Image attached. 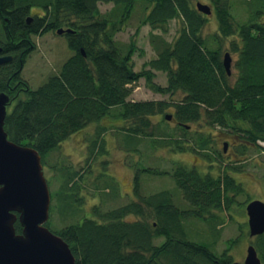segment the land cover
Instances as JSON below:
<instances>
[{"label":"trees","instance_id":"1","mask_svg":"<svg viewBox=\"0 0 264 264\" xmlns=\"http://www.w3.org/2000/svg\"><path fill=\"white\" fill-rule=\"evenodd\" d=\"M99 3H112V7L102 13ZM207 4L218 26L209 36L201 34L207 15L197 10L193 0H0V55H12L11 61L0 65V93L10 99L4 121L8 139L36 149L43 171L49 166L47 155L70 135L92 123H97L96 135H104L113 127L101 125L109 117L127 122L123 146L126 140L136 145L138 135L145 134L174 151L204 152L210 138L187 127L203 119L208 125L220 127L243 123L246 127L239 126L242 138L238 152L244 157L260 147L258 140L264 141V0H207ZM33 7L41 8L43 14H32ZM138 8L144 11L138 22L150 27V43L156 51L140 71L133 68L136 42L115 39ZM173 19L179 21V27L168 41L163 34ZM62 26L73 30L64 34L73 54L57 73L33 89L21 75L34 46L31 38ZM226 40L230 51L236 53L235 73L230 75L222 63ZM156 71L166 74V85L153 81ZM140 78L155 92L182 94L170 102L181 139L159 125H151L150 116L162 112L166 102L128 100L131 86ZM22 93L26 97L20 98ZM98 136L89 145L93 160L105 152L104 140ZM202 155L208 156L205 152ZM53 164L50 166L58 185L50 190L52 202L56 201L63 217H75L77 203L82 200L77 192L86 185L84 175L60 159ZM142 170L163 173L150 167ZM138 172L136 200L106 210L95 204L91 215L59 229L47 222V227L69 245L75 264L234 262L230 249L235 239L217 252L216 242L211 247L188 238L184 223L192 219L210 222L215 219L213 211L231 208L234 195L242 191L231 175L221 169L215 175L177 164L170 176L188 203L181 207L171 191L140 193ZM105 174L92 182L101 203L112 200L110 196L117 190L114 180ZM46 180L50 188L53 180ZM64 206L71 210L66 211ZM14 226L20 233L18 221ZM157 237H163L159 244L154 242ZM253 244L264 264V233L255 236Z\"/></svg>","mask_w":264,"mask_h":264},{"label":"rangeland","instance_id":"2","mask_svg":"<svg viewBox=\"0 0 264 264\" xmlns=\"http://www.w3.org/2000/svg\"><path fill=\"white\" fill-rule=\"evenodd\" d=\"M202 2L207 4V0H193V4ZM112 7V3H99V8L102 13L106 12ZM32 14H43V10L39 7L31 9ZM144 11L137 9L132 18L127 22L124 28L115 35L116 40L130 41L133 39L136 42L137 49L132 55L133 68L136 71L143 69L144 64L156 56V51L150 43V27L148 25H140V19ZM139 21V22H138ZM138 27V28H137ZM179 21L173 19L168 23V31L163 34V37L171 41L177 33ZM67 28V26H62ZM218 30L216 17L212 13L206 16V22L201 30V34L209 36L216 33ZM153 32L157 33V30ZM231 39V38H229ZM32 43L34 44L32 51L28 54L24 63L21 75L29 86L33 89L43 83L48 76L59 71L61 64L73 54V51L68 47L66 35H60L55 30H48L32 36ZM229 41L226 40L223 46V53L228 51L232 57V73H235L233 67L236 53L229 49ZM232 77L230 80H233ZM156 84L161 86L166 85V74L164 72L156 71L153 80ZM132 90L128 100H160L166 102L167 105L162 112L155 113L150 116L151 125H159L167 132L174 133L177 139H181L182 131L174 118L171 120L165 119V114H173L174 107L172 102L174 99H179L181 93L174 95L161 94L153 91L147 86L144 78H140L132 86ZM26 97L22 93L20 98ZM15 103V100L11 102ZM10 104L9 106H11ZM126 123L123 119L118 117H109L101 122L103 126H113L104 135H96L97 123L87 125L81 131L70 135L64 140L55 150L47 155L49 166L44 168V175L46 178H51L53 183L50 190L56 189L58 182L56 181V173L51 170L53 164L57 159L61 163L70 165V167L78 173L82 172L86 185L77 192V197L81 200L77 207V215L75 217L65 218L56 204V201L51 202L49 223L52 228L59 229L62 226L75 221L81 216L91 215V208L95 204H99L100 210L114 208L136 200L134 193L135 175L139 170V190L142 194L154 193L160 190L171 191L175 197V203L181 207H187L188 203L181 197V192L177 188L174 179L170 176L176 165H184L187 167H195L201 172L210 171L213 174H218V165L224 164L227 166L229 174H231L236 183L243 186L242 192H238L235 201L229 210L218 211L212 213L215 219L207 222L202 219L186 220L185 231L187 237L196 241L205 242L211 247L216 242L214 249L217 252H222L228 245L230 239H235V243L231 246L230 254L234 261L243 262L246 255L247 245L254 243V237L249 236V227L247 223V214L245 212V205L248 199L264 200V148H256L249 151L246 156H242L238 152V141L242 138V133L239 131L240 127H246L243 123L237 122L239 126H211L203 119L199 122L190 123L189 127L193 131L204 134L210 138L209 148L204 152L208 156L202 155L204 152H184L174 151L167 145L156 142L154 137L150 138L148 135L139 134L136 145L128 144L122 145V139L126 136ZM99 124V123H98ZM116 128H115V127ZM236 127V128H234ZM149 128L147 129V131ZM96 135V136H95ZM104 140L105 152L99 155L97 160L91 159L89 154V145L91 141L96 138ZM223 141H228L230 144L227 147V153H223ZM236 143H235V142ZM262 144V143H260ZM264 147V144H262ZM233 153H236L234 156ZM240 159V160H238ZM238 160V161H235ZM103 163V164H102ZM53 164L52 166H50ZM105 166V167H104ZM237 166V167H236ZM150 167L158 169L163 173L150 174L142 169ZM236 167V168H230ZM111 176L114 180L117 190L109 202H100L98 190L92 185L94 178L99 177V174ZM84 173V174H83ZM65 210H71L69 206H64ZM163 237L154 239L156 244L161 242Z\"/></svg>","mask_w":264,"mask_h":264},{"label":"water","instance_id":"3","mask_svg":"<svg viewBox=\"0 0 264 264\" xmlns=\"http://www.w3.org/2000/svg\"><path fill=\"white\" fill-rule=\"evenodd\" d=\"M196 8L206 15L211 13L208 4L197 2ZM30 19L28 17L27 21ZM57 32L62 34L72 32V29L59 28ZM10 58L2 55L0 63ZM222 63L230 75L232 58L228 52L224 53ZM9 100L8 94L0 93V264H75L66 241L46 226L51 195L41 156L33 147L8 139L4 121ZM171 118V114L165 115V119ZM246 213L249 236L264 233V201L250 200L246 204ZM16 221L22 228L20 233L16 232ZM232 264L262 263L250 243L243 262Z\"/></svg>","mask_w":264,"mask_h":264},{"label":"flooded vegetation","instance_id":"4","mask_svg":"<svg viewBox=\"0 0 264 264\" xmlns=\"http://www.w3.org/2000/svg\"><path fill=\"white\" fill-rule=\"evenodd\" d=\"M28 22H30V21H28ZM57 30H58V28L57 29H55V31L57 32ZM235 142V141H234ZM236 143V142H235ZM224 144L226 145V147L224 148ZM230 143L228 142V141H223V148H222V150H223V153L225 154V153H227V147H228V145H229ZM233 155L235 156L236 155V153H233ZM224 167H225V172H227V170H226V165H224ZM240 188L243 190V186L241 185L240 186ZM242 192V191H241ZM264 201V200H263Z\"/></svg>","mask_w":264,"mask_h":264},{"label":"bare ground","instance_id":"5","mask_svg":"<svg viewBox=\"0 0 264 264\" xmlns=\"http://www.w3.org/2000/svg\"><path fill=\"white\" fill-rule=\"evenodd\" d=\"M6 55L10 56L11 58H10V60H8V61H6V62H4V63H7V62H9V61L12 60V55H11V54H6ZM4 63H0V65H2V64H4Z\"/></svg>","mask_w":264,"mask_h":264}]
</instances>
